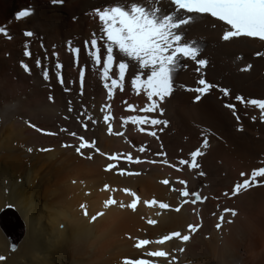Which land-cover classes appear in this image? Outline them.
<instances>
[{
	"label": "bare ground",
	"instance_id": "1",
	"mask_svg": "<svg viewBox=\"0 0 264 264\" xmlns=\"http://www.w3.org/2000/svg\"><path fill=\"white\" fill-rule=\"evenodd\" d=\"M110 2L0 0V25L6 24L10 35L0 34V208L4 209L0 211V256L6 258L0 264H122L124 258L168 264L164 258L145 255L156 250L168 251L176 257V264H264V184L231 195L235 183L250 176L253 169L264 167V121L259 119V110L235 100L237 95L264 98V56L256 55L264 53V42L246 37L224 41L223 23L196 16L185 29L186 38L197 42L199 58L206 65L197 72L194 61L184 60L186 67L174 74L173 92L157 111L147 113L140 111L149 103L146 93L142 87L137 93L131 86L137 71L132 64L126 70L123 90L118 86L107 98L113 111L109 123L114 132L123 135L109 134L103 120L108 90L104 85H110L112 79L119 81L120 57L114 58L108 78L102 79V64L96 65L85 54V41L98 32L94 9ZM27 4L33 5V14L13 19V12ZM25 31L33 36L26 37ZM69 42L81 49L79 54L70 53ZM25 46L31 59L23 56ZM37 56L52 70L48 81L35 65ZM22 60L30 72L23 70ZM57 61L71 91L66 92L54 75ZM81 67L85 68L83 85ZM201 78L213 87L196 100L194 89L201 87ZM49 95L54 99L50 101ZM69 101L74 109L71 113ZM129 103L134 104L133 109L126 108ZM229 103L235 110L226 106ZM82 113L86 129L77 121ZM138 115L168 123L133 125L127 120ZM88 116L98 122L92 123ZM61 128L95 141L99 152L92 148L84 149L83 155L77 153L75 146L80 141L60 132ZM151 131L156 132L155 137L148 134ZM205 138L208 145L201 148ZM64 144L73 147H62ZM140 147L145 151H139ZM41 148L51 150L39 151ZM198 148L203 153L197 158L198 169L179 164L181 159L191 163L190 153ZM128 154L140 162H128ZM109 163L115 166L112 170H106ZM165 179L168 185L162 182ZM181 180L189 191L207 199L181 206L178 191L185 187ZM109 197L117 204L105 209L103 203ZM136 197L135 211L119 206ZM153 199L155 205H144ZM160 202L170 208L160 209ZM226 208L236 215L225 213L218 229L215 225ZM97 212L104 214L90 222ZM149 219L157 223L150 225ZM189 223L200 225L190 233L189 241L157 242L171 231L189 234ZM138 239L152 242L137 249ZM179 248L184 251H173Z\"/></svg>",
	"mask_w": 264,
	"mask_h": 264
},
{
	"label": "snow or ice",
	"instance_id": "2",
	"mask_svg": "<svg viewBox=\"0 0 264 264\" xmlns=\"http://www.w3.org/2000/svg\"><path fill=\"white\" fill-rule=\"evenodd\" d=\"M53 3H58L60 0H52ZM163 5V6H162ZM95 16L99 22L98 32H94L90 38V41H85V54L94 61L96 65L102 64V79H107L109 76L110 66L113 65L114 58L119 56L118 70L119 81L112 79L111 84L105 83L104 87L108 89L109 98L113 95V89L118 86L120 90H123V84L125 81L126 70H130L132 64L135 65L137 71L131 80V86L139 93L142 87L146 93L147 103L141 112L152 113L159 109V104L166 97L173 92L174 87V74L186 65L184 60L190 59L197 65L195 69L200 72L202 67L206 65L205 59L199 58L200 47L196 41L188 40L186 38V27L193 22L196 16H210L217 21L222 22L224 25V31L222 33V39L229 41L234 38H253L264 42V0H111V2L102 8L94 9ZM32 14L30 8L18 11L15 14V19L20 20L27 18ZM0 34H4L10 38L9 33L4 27H0ZM26 37H32L31 31H25ZM69 51L73 54H79L81 49L71 47L69 42ZM56 56V53L52 54ZM256 55L264 56V53L257 52ZM23 56L31 59L32 53L25 46ZM47 55L43 59H47ZM37 68H41L42 77L45 81H48L51 77L52 70L49 67L42 64V58L37 56L35 60ZM21 67L25 72H30V67L23 60L21 61ZM250 67V65L248 66ZM54 75L56 76L58 83L65 86V81L62 76V65L60 62H56L54 65ZM244 70H247L244 69ZM80 82L83 85L85 77V68L81 67L79 70ZM146 77V78H142ZM198 84L201 87L194 89L198 95L195 96L196 100H199L201 95L207 93L213 86L209 84L204 78L199 79ZM65 91H71V89L65 86ZM224 95H229L227 90H224ZM54 97L49 95V100H53ZM236 101L244 102L245 106H251L259 110V119L264 121V98H247L237 95ZM228 108L235 110L234 104H227ZM132 108V105H129ZM69 113L74 111L71 101H69ZM105 109L102 108L101 112ZM162 111V109H160ZM81 115L77 116V121L82 123ZM69 117H65L68 119ZM87 119L92 123H97L88 116ZM109 134L117 136L123 135L120 132H114L111 123H109V115L103 117ZM252 119H257L253 116ZM128 121H131L133 125L145 124L150 126H156L160 124H167V121L159 119H149L147 116H129ZM30 127L36 128L35 125L30 124ZM82 126L86 129L87 124ZM37 131H44L36 128ZM60 132L67 133L68 135L77 138L80 143L75 146V151L83 155L84 149L96 148L95 141L89 143L82 136H78L75 131H70L67 128H61ZM140 131H145L144 128H140ZM47 135H58L55 132H46ZM149 135L155 137L156 132L151 131ZM208 140L205 138L201 145V148H206ZM62 147H73V145L64 144ZM51 149L41 148L39 151H50ZM29 152L33 151L32 148L28 149ZM99 152V149L96 148ZM139 151H145L144 147H140ZM203 153L201 149L194 150L190 153L191 163L187 160L181 159L180 165H187L189 169L196 170L200 166L197 162V158ZM101 155H105L101 153ZM89 159L92 157L89 156ZM112 156L111 159H115ZM128 162L139 163V158H133L131 154L126 157ZM153 163L155 161H152ZM167 163V161H164ZM115 166L112 163L107 164L106 170H112ZM121 175L125 174V171L121 169ZM128 175H139V173H127ZM204 175L203 172L199 173ZM241 177H245V173L240 174ZM165 185L169 184L167 179L162 181ZM182 185H185L183 190L178 191V196L181 198V206L188 202L193 205L197 202H203L206 197L197 191H189L186 181H179ZM264 184V167L253 169L250 176L244 178L242 182L235 183L231 195L236 196L242 190L250 189L254 186ZM108 186L105 185V188ZM125 191H128L127 189ZM136 196L135 193H132ZM228 195V193H225ZM139 197L132 199L130 203L124 205L120 203V207H127L135 211L137 209ZM146 204L155 205L157 201H145ZM117 201L111 197L106 199L103 203V207L107 209L109 206L116 205ZM5 207H13L12 205H6ZM83 209L85 205L81 204ZM159 208L169 209L170 205L164 202L159 203ZM0 208V211H3ZM179 212L181 209L177 207L175 209ZM225 213H231L232 216L236 215L235 210L224 209L218 218L216 228H221L222 223L225 221ZM103 212H97L92 215L90 222H94L98 217L102 216ZM87 217L89 213L84 212ZM231 222V221H228ZM150 225H155L157 221L155 219H149ZM200 225L191 224L187 225L189 234H182L181 231H171L168 234H164L162 238L158 239V243L163 245L165 242L173 239H178L182 242L190 240V233H194L198 230ZM152 241L149 239H138L135 243V248L141 249L143 246L149 245ZM173 251L183 252V248L174 249ZM150 258H164L168 260V264H176V257L171 256L168 251L156 250L150 251L145 254ZM6 258L0 256V261H4ZM122 264H154L153 259L139 258L132 260L130 258H124Z\"/></svg>",
	"mask_w": 264,
	"mask_h": 264
},
{
	"label": "rangeland",
	"instance_id": "3",
	"mask_svg": "<svg viewBox=\"0 0 264 264\" xmlns=\"http://www.w3.org/2000/svg\"><path fill=\"white\" fill-rule=\"evenodd\" d=\"M95 14H93L92 16H94ZM73 21V20H72Z\"/></svg>",
	"mask_w": 264,
	"mask_h": 264
}]
</instances>
